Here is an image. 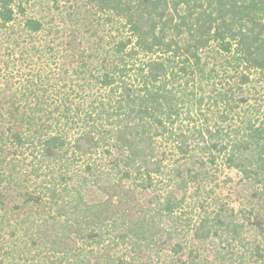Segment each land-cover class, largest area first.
I'll list each match as a JSON object with an SVG mask.
<instances>
[{"label":"trees","instance_id":"1","mask_svg":"<svg viewBox=\"0 0 264 264\" xmlns=\"http://www.w3.org/2000/svg\"><path fill=\"white\" fill-rule=\"evenodd\" d=\"M0 264H264V0H0Z\"/></svg>","mask_w":264,"mask_h":264},{"label":"rangeland","instance_id":"2","mask_svg":"<svg viewBox=\"0 0 264 264\" xmlns=\"http://www.w3.org/2000/svg\"><path fill=\"white\" fill-rule=\"evenodd\" d=\"M28 11L31 14H33V11L31 9H28ZM219 168H220V170H218L216 172V174H217V182L221 186V190H222L221 192L223 194L230 193V190L229 189H230V187H232V184L239 178V174L234 169H230V168L224 167L223 164ZM228 177L231 178V179H233V182L226 181V179ZM224 181H226V182L224 183ZM231 196H232V198L231 199L229 198V200H232V201L235 200V195H231Z\"/></svg>","mask_w":264,"mask_h":264}]
</instances>
